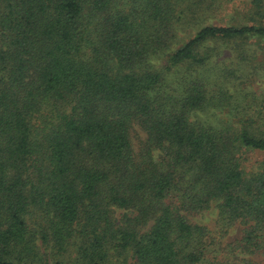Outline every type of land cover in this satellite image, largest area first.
<instances>
[{
	"label": "trees",
	"instance_id": "trees-1",
	"mask_svg": "<svg viewBox=\"0 0 264 264\" xmlns=\"http://www.w3.org/2000/svg\"><path fill=\"white\" fill-rule=\"evenodd\" d=\"M212 8L1 0L0 264H264V115L217 79L264 46V0Z\"/></svg>",
	"mask_w": 264,
	"mask_h": 264
},
{
	"label": "rangeland",
	"instance_id": "rangeland-1",
	"mask_svg": "<svg viewBox=\"0 0 264 264\" xmlns=\"http://www.w3.org/2000/svg\"><path fill=\"white\" fill-rule=\"evenodd\" d=\"M122 6L128 4V0H117ZM209 1V0H208ZM249 0H213V8L208 13V16L201 17L200 25H239L246 22L248 12ZM1 2V0H0ZM189 28H186L188 30ZM194 32V31H193ZM255 56L250 58L245 64L248 66L247 73L244 75L231 76V77H219L218 81L227 87L229 95H231L230 102H237L240 106L237 109L248 107L252 109L256 108L264 115V46L253 49ZM250 68V70H249ZM253 92V93H252ZM252 96L258 97L256 101H251ZM217 116L220 120H225V116L217 112ZM211 118V117H210ZM130 137L134 149H137L139 141L144 137V133L135 126L130 131ZM264 156L261 153H248L247 157L249 161L253 162L259 160ZM216 209L211 208L208 211L197 214L191 218V221L206 226L211 235L218 234V218ZM240 226L232 225L227 228L226 233L221 237L222 242L233 240L239 236ZM42 257L51 258V250L43 245L40 248ZM68 253H63L62 258L67 260L72 258Z\"/></svg>",
	"mask_w": 264,
	"mask_h": 264
}]
</instances>
